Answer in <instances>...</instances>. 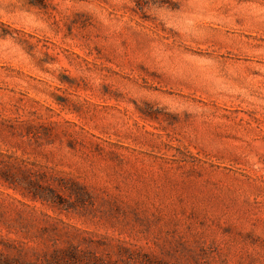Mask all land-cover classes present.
<instances>
[{
  "label": "rangeland",
  "instance_id": "rangeland-1",
  "mask_svg": "<svg viewBox=\"0 0 264 264\" xmlns=\"http://www.w3.org/2000/svg\"><path fill=\"white\" fill-rule=\"evenodd\" d=\"M0 264H264V0H0Z\"/></svg>",
  "mask_w": 264,
  "mask_h": 264
}]
</instances>
